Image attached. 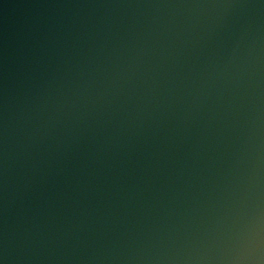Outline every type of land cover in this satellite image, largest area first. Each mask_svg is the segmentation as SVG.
I'll return each instance as SVG.
<instances>
[{
	"label": "water",
	"instance_id": "1",
	"mask_svg": "<svg viewBox=\"0 0 264 264\" xmlns=\"http://www.w3.org/2000/svg\"><path fill=\"white\" fill-rule=\"evenodd\" d=\"M0 264H264V0H0Z\"/></svg>",
	"mask_w": 264,
	"mask_h": 264
}]
</instances>
